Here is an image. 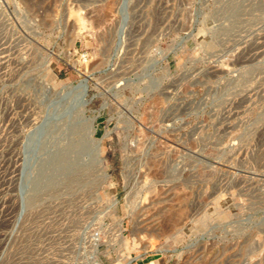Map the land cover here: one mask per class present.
Masks as SVG:
<instances>
[{"label": "rangeland", "instance_id": "374dc122", "mask_svg": "<svg viewBox=\"0 0 264 264\" xmlns=\"http://www.w3.org/2000/svg\"><path fill=\"white\" fill-rule=\"evenodd\" d=\"M134 257L264 264V0H0V264Z\"/></svg>", "mask_w": 264, "mask_h": 264}, {"label": "bare ground", "instance_id": "6f19581e", "mask_svg": "<svg viewBox=\"0 0 264 264\" xmlns=\"http://www.w3.org/2000/svg\"><path fill=\"white\" fill-rule=\"evenodd\" d=\"M85 92V91H84ZM83 96V95H82ZM95 145H97V142H95ZM134 258H131L129 260H124L121 264H131Z\"/></svg>", "mask_w": 264, "mask_h": 264}, {"label": "built area", "instance_id": "2783aa9c", "mask_svg": "<svg viewBox=\"0 0 264 264\" xmlns=\"http://www.w3.org/2000/svg\"><path fill=\"white\" fill-rule=\"evenodd\" d=\"M136 260H138L137 257H134V260L132 261L131 264H133ZM94 264H99V263H94Z\"/></svg>", "mask_w": 264, "mask_h": 264}]
</instances>
